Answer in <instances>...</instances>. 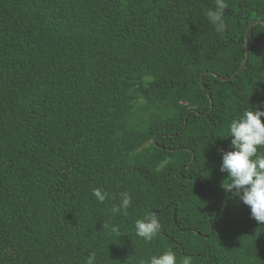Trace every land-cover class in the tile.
Returning a JSON list of instances; mask_svg holds the SVG:
<instances>
[{"label": "trees", "instance_id": "1", "mask_svg": "<svg viewBox=\"0 0 264 264\" xmlns=\"http://www.w3.org/2000/svg\"><path fill=\"white\" fill-rule=\"evenodd\" d=\"M226 2L220 34L215 0H0V264H264V224L220 171L230 122L264 110V24L241 74L201 82L238 71L264 0Z\"/></svg>", "mask_w": 264, "mask_h": 264}, {"label": "clouds", "instance_id": "2", "mask_svg": "<svg viewBox=\"0 0 264 264\" xmlns=\"http://www.w3.org/2000/svg\"><path fill=\"white\" fill-rule=\"evenodd\" d=\"M215 5V9H209L205 15L215 26L216 32L223 34L227 29L224 14L228 4L226 0H215ZM211 104L209 112H199V114L210 115L214 110V99ZM186 126L187 120L185 128ZM222 137H231V148L224 151L222 155L220 171L227 173L222 187L226 192L231 193L232 197H238L244 205L250 208L251 218L264 224V154L259 152L260 148H264V110L259 107L244 110L238 118L230 122L227 134ZM93 195L100 203L108 198V193L101 188H94ZM121 197L120 203L114 205L111 212L126 215L127 209L131 206V195L124 192ZM134 227L137 236L151 241L159 234L162 225L158 217L151 214L136 220ZM111 231L119 235V229L116 226H113ZM96 259L94 252L89 253L86 264H96ZM142 264H177V257L174 251L167 250L151 256ZM182 264H192L191 257H185Z\"/></svg>", "mask_w": 264, "mask_h": 264}, {"label": "water", "instance_id": "3", "mask_svg": "<svg viewBox=\"0 0 264 264\" xmlns=\"http://www.w3.org/2000/svg\"><path fill=\"white\" fill-rule=\"evenodd\" d=\"M259 23L264 24V19H254L250 23V25H249V27L247 29L246 39H245V45H246L247 52H246L245 60L243 61V63L241 65V67L239 68V70L233 76H230V77H226L224 75H220L219 73H217V72H215L213 70H209V71L204 72L202 74V76H201V82H202L203 88L205 90H208L207 89V85L205 83V75L207 73L210 72V73L214 74L215 76L220 77L222 80H231V79L237 77L244 70V68L247 66V64H248V62L250 60V56H251V42H250L251 32H252L254 26L257 25V24H259ZM208 95L210 96L211 101L213 103V98H212L211 93L208 92Z\"/></svg>", "mask_w": 264, "mask_h": 264}, {"label": "bare ground", "instance_id": "4", "mask_svg": "<svg viewBox=\"0 0 264 264\" xmlns=\"http://www.w3.org/2000/svg\"><path fill=\"white\" fill-rule=\"evenodd\" d=\"M210 189V188H209ZM212 192V191H211Z\"/></svg>", "mask_w": 264, "mask_h": 264}]
</instances>
